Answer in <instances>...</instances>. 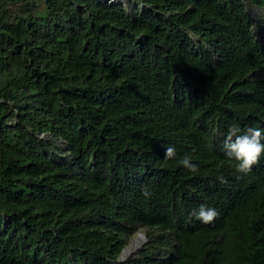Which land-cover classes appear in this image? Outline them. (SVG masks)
Returning a JSON list of instances; mask_svg holds the SVG:
<instances>
[{"label":"trees","instance_id":"trees-1","mask_svg":"<svg viewBox=\"0 0 264 264\" xmlns=\"http://www.w3.org/2000/svg\"><path fill=\"white\" fill-rule=\"evenodd\" d=\"M232 123L264 129V0H0V264H264Z\"/></svg>","mask_w":264,"mask_h":264},{"label":"clouds","instance_id":"clouds-1","mask_svg":"<svg viewBox=\"0 0 264 264\" xmlns=\"http://www.w3.org/2000/svg\"><path fill=\"white\" fill-rule=\"evenodd\" d=\"M165 145L164 158L169 159L175 157V145ZM219 150L229 163L233 165L237 173L247 174L251 172L253 166L260 163L261 158L264 157V129L249 127L242 130L237 123L229 124ZM178 163L190 173L194 174L199 170V165L194 162L192 157L188 154L179 158ZM142 191L145 196L150 195L147 188L142 189ZM189 215L195 217L202 223H209L214 221L219 215V212L215 207L201 203L193 207Z\"/></svg>","mask_w":264,"mask_h":264},{"label":"rangeland","instance_id":"rangeland-1","mask_svg":"<svg viewBox=\"0 0 264 264\" xmlns=\"http://www.w3.org/2000/svg\"><path fill=\"white\" fill-rule=\"evenodd\" d=\"M140 234H141V233L137 234L134 238H132V239L130 240L129 246H130V244L132 245V244L136 243L137 240L139 241V243L136 245V248H134V250H132V252H134L135 250H137V249L141 246V244H142V242H143V240H144V238H142V237L140 236ZM139 245H140V246H139ZM137 246H139V247L137 248ZM127 247H128V246H127ZM130 253H131V252H130Z\"/></svg>","mask_w":264,"mask_h":264},{"label":"bare ground","instance_id":"bare-ground-1","mask_svg":"<svg viewBox=\"0 0 264 264\" xmlns=\"http://www.w3.org/2000/svg\"><path fill=\"white\" fill-rule=\"evenodd\" d=\"M120 1H124V0H120ZM139 243V241L137 240V242L136 243H134V244H130V246L128 245V247H126L125 249H124V252H123V256L124 257H128V255H129V253L130 252H132V250H134V248H136V245Z\"/></svg>","mask_w":264,"mask_h":264},{"label":"water","instance_id":"water-1","mask_svg":"<svg viewBox=\"0 0 264 264\" xmlns=\"http://www.w3.org/2000/svg\"><path fill=\"white\" fill-rule=\"evenodd\" d=\"M140 236H141L142 238H144L143 242L146 241V235H145L144 233H141ZM143 242H142V244H143ZM142 244H141V245H142ZM139 246H140V245H139ZM139 246H137V248H138ZM123 252H124V250H123ZM123 252H122V254H121V258H122V259L125 258V257L123 256ZM131 253H132V252H131ZM131 253H129V255H130Z\"/></svg>","mask_w":264,"mask_h":264}]
</instances>
